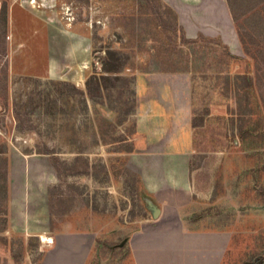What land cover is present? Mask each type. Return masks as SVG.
Returning a JSON list of instances; mask_svg holds the SVG:
<instances>
[{
    "label": "rangeland",
    "instance_id": "rangeland-1",
    "mask_svg": "<svg viewBox=\"0 0 264 264\" xmlns=\"http://www.w3.org/2000/svg\"><path fill=\"white\" fill-rule=\"evenodd\" d=\"M253 38L228 0H0V264H41L38 234L63 231L96 232L87 264H135L137 234L177 224L264 264Z\"/></svg>",
    "mask_w": 264,
    "mask_h": 264
},
{
    "label": "crops",
    "instance_id": "crops-1",
    "mask_svg": "<svg viewBox=\"0 0 264 264\" xmlns=\"http://www.w3.org/2000/svg\"><path fill=\"white\" fill-rule=\"evenodd\" d=\"M79 106L81 110H86L87 103L81 100ZM184 190H190V186L185 184ZM182 207L180 204L178 209ZM95 233L63 231L38 234L39 238L52 241L48 243L52 250L51 257L47 255L41 264H87L97 240ZM224 234L188 232L180 224L160 237L159 234L139 233L133 239L135 264H160L161 250L167 247H171L169 257L173 258L169 261L170 264H223L226 240ZM164 236L166 238L162 244L160 241Z\"/></svg>",
    "mask_w": 264,
    "mask_h": 264
},
{
    "label": "trees",
    "instance_id": "trees-1",
    "mask_svg": "<svg viewBox=\"0 0 264 264\" xmlns=\"http://www.w3.org/2000/svg\"><path fill=\"white\" fill-rule=\"evenodd\" d=\"M228 3L235 21H241L245 23L247 21H251V37H254V40L251 39V42H258L257 45H259L258 47L254 46L253 49L251 46V58L253 60H256L257 57H259L256 52H260L259 50H262V52H264V0H228ZM250 3L251 7H248ZM238 5L239 7H237ZM242 8L244 10L239 12L238 10H241ZM242 43L246 46V42H244V40ZM255 48L257 49L256 51ZM106 55L108 61L104 63L105 71L107 73L118 72L119 66L112 63L114 61L116 53L108 50ZM100 80L103 88L107 89L106 81L108 80V77L102 76Z\"/></svg>",
    "mask_w": 264,
    "mask_h": 264
},
{
    "label": "water",
    "instance_id": "water-1",
    "mask_svg": "<svg viewBox=\"0 0 264 264\" xmlns=\"http://www.w3.org/2000/svg\"><path fill=\"white\" fill-rule=\"evenodd\" d=\"M159 213H160L159 210H156V211H155V215H156V216L159 215Z\"/></svg>",
    "mask_w": 264,
    "mask_h": 264
}]
</instances>
